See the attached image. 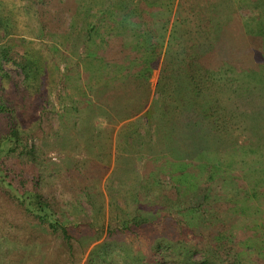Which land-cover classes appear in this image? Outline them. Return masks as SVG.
I'll return each mask as SVG.
<instances>
[{
	"label": "rangeland",
	"instance_id": "rangeland-1",
	"mask_svg": "<svg viewBox=\"0 0 264 264\" xmlns=\"http://www.w3.org/2000/svg\"><path fill=\"white\" fill-rule=\"evenodd\" d=\"M42 1L0 0V46H10L12 56L21 53L32 63L29 77L9 62L0 67V73L11 80L10 88L6 91L11 94L10 105L18 131L25 139L24 144L33 149L31 157L22 159H34L32 164L33 161L37 163L36 179L39 187L45 191L50 189L58 198L57 220L70 233L78 235L82 231L89 239L86 238L81 245L74 243L73 254H70L66 247H60L63 241L57 235L38 227L23 208L16 206L0 189L1 215L4 219L6 217V221H17L20 227L26 229L22 239V228L18 236L12 230L7 231L8 235L0 234V264H89V260L98 259L103 252L115 253V264H131L133 257L142 259L149 256L152 241L147 232L135 228L124 230V227H131L138 202L142 205L149 196L153 197L149 199L156 208L163 207L159 217L152 223V229L166 235L168 226L179 229L184 226L180 221H186L191 228L184 230L181 238L192 247L208 243L201 239V232H196L203 229L197 217L199 214L194 211L203 203L207 190L217 197L219 213L230 210V203L234 202L242 209L246 208L248 221H253L240 227L254 235L264 233V94L260 91L261 80L253 72L240 73L224 65L216 67L209 83V93L218 92L220 105L230 119L229 124L225 117L227 128L236 131L235 136L240 144L243 140L247 144L252 143L244 131H262L258 148L255 152L248 151L245 154L229 155L231 149L227 153L217 151L211 140L213 130L207 128L206 123H201L202 108L199 105L187 112L180 111V115L172 112V118L166 117L165 125L159 107L163 99L156 94L163 57L174 48L177 50L176 42L169 43V37L173 22L177 21L180 3L195 7L209 5L213 9L217 4L223 6L228 20H231L232 25L236 24L237 31L243 33L242 25L247 23V18L261 16L256 8H247L248 4L258 0ZM155 1L161 4L155 6ZM259 1L264 4V0ZM162 7H166V10ZM209 15H212L210 11ZM184 16L189 21L197 19V16L191 18L192 14L188 11ZM165 20L169 21L168 31L159 42L162 44V57L150 82L151 96L145 111L151 109L155 113L151 117L138 115L124 122L123 111L117 110L111 113L113 118L107 122L102 116L107 111L99 109H105V104L111 102L103 106L102 96L96 95L106 84L110 88L116 87L122 78V68L119 70L112 64L115 62L110 52H117L119 48L113 44L109 46L110 36L114 32L120 33L124 26L129 27V35L133 27L140 28L142 32L150 26L158 25L161 28V22ZM259 31L260 28L251 26V33ZM244 34L251 45L250 35ZM128 42H132V37ZM259 44H263V40ZM259 55L264 57L261 52ZM261 66L264 69V64ZM133 95L128 94L125 100H134L142 108L140 103L144 101V96ZM133 105L130 103L129 111ZM228 112L235 113L239 118L227 116ZM192 123L197 124V128L188 131ZM176 124L179 126L175 130L173 126ZM253 124L255 130H248L249 127L252 129ZM96 129L103 131L102 137L112 150L111 163L107 158L100 160L97 154L89 150V146L95 144L96 136H89L91 138L88 141V132ZM155 141L160 144L153 148L161 151L154 153V158L152 153L143 156L152 162L155 159L156 166L151 174V161L139 164L134 153L143 148L145 143ZM215 152H219V156H215ZM248 169H252L256 175L254 183L230 181L241 178L244 170ZM170 171L175 176L182 175V179L191 181L190 184L181 183L180 186L178 181H172L168 175ZM216 171L225 176L215 175ZM176 186L181 191L179 196L174 195ZM171 194L173 201L168 199ZM158 198L162 199V203ZM217 209H212L215 216L219 214ZM189 211L192 213L186 217ZM242 218L245 219L243 215ZM111 226L115 231L110 236L108 232ZM93 231H96V235ZM96 237H100L97 242L93 241ZM248 237V240L239 244L243 250L248 247L246 243L253 241V235ZM240 239L237 236V241ZM203 256V253L196 254L193 259L201 263ZM239 264L246 262L242 260ZM251 264H264V259Z\"/></svg>",
	"mask_w": 264,
	"mask_h": 264
},
{
	"label": "trees",
	"instance_id": "trees-1",
	"mask_svg": "<svg viewBox=\"0 0 264 264\" xmlns=\"http://www.w3.org/2000/svg\"><path fill=\"white\" fill-rule=\"evenodd\" d=\"M48 2H52V0H48ZM159 3L160 1L156 2L155 6H158ZM203 6L195 7L188 3H180L178 7L177 21L173 22L172 33L169 37V43L176 42L177 50L174 48L164 55V60L160 64V78L156 89V94H159L161 99H163L159 104L161 118L163 117V123L166 125V117L170 116L172 118V112L180 115L181 112H187L192 107L194 108L199 105L202 108V112L200 113L202 116L201 123H206L207 128L213 130L211 132V140L215 143L217 151H226L227 153L231 149L232 151L229 155L233 153L239 154L240 152L244 154L248 151L252 152L258 148L260 143L259 136H262L264 133L262 134V131H244L243 133L248 138H251L252 143L247 144L243 140L240 144L239 139L235 136L236 131L227 128L228 122L225 119V111H223L220 105V100L217 96L218 92L209 93L211 91L209 83L211 82L213 73L216 71V67L226 65L231 69L240 71V73L248 71L255 73L261 80L260 84L262 89L260 91L264 94V69L261 66L264 64V57L259 55V52L264 55V21L261 22V18L264 20V4L258 0V2H251L247 5L249 9L255 10L256 8V10H259L261 16L247 18V23L242 25L243 33H241V30L237 31L236 24L233 23L232 25L231 20H228L229 16L225 14L226 11H224L223 6L220 7L218 4L214 5L216 12L209 5V7L206 5ZM162 8L165 9L166 7ZM160 10L165 11L166 9ZM187 11L191 12V18L197 16V19L189 21V18L184 16V13H187ZM209 11L212 15H209ZM224 15H226V18ZM167 23L169 21L161 22V28L158 25L150 26L144 32L140 28L138 30L133 27V31L130 34L132 37L130 44L128 40L131 37L128 33L131 31H128L130 29L126 26L123 27L120 33L114 32L110 36L109 43L111 44L106 41L107 45L112 46L113 44L119 48L117 52L111 51L110 56L113 62L117 63L112 64L119 70L122 68V78L119 84L114 88H110L109 84H106L96 95V97L102 96L101 104L103 106L105 103L111 102V104H105V109H99L100 111H107L102 114L107 122L112 117L111 113L117 110L123 111L124 117L122 119L124 122L138 115L151 117L155 113L151 109L147 112L145 111L151 96L150 82L162 57V44L159 42L163 38V34L164 36L167 34ZM251 26L260 28L262 32L251 33ZM160 32L163 33L159 34ZM244 33L250 35L251 45L247 43V37ZM244 36L246 39L243 38ZM258 37L259 39H257ZM260 39L263 40V44H259L261 43ZM256 54L257 56H255ZM12 55L10 46H0V67L9 62L23 70L25 75L29 77L32 66L31 61L26 57L24 58V55H21V53H15V57ZM10 82L11 80L8 79V76L0 73V189L12 199L16 206L23 208L26 215L32 218L38 227H43L54 236L57 235L56 237L63 241L60 247H66L70 251L69 253L73 254L74 243L84 244L85 239H89V237L84 236L82 231L78 235L70 233L68 228L57 220L56 209L59 206L58 198L50 189L45 191L39 187V182L36 179L37 163L33 161L32 164V160L34 159L31 161L29 159L27 161L22 159L23 157H31L33 155V149H30L27 144H24L25 139L21 136V132L18 131L14 111L10 105L11 94L6 91V89L10 88ZM132 93H134L133 96H136V94H142L144 96V101L140 103V105L142 104V108L134 100H129L128 102L125 100ZM130 103L134 105L132 106V110L129 111L128 106ZM164 103H167V105H164ZM227 116L239 118L238 115L230 112H228ZM101 119L103 120V118ZM220 119L221 121H218ZM228 120L230 124V119ZM196 125L195 123L189 125L188 131H195L197 128ZM178 126L176 124L173 127L176 130ZM251 126L252 129L249 127L248 130L255 128L254 124ZM4 129L7 131H3ZM102 133L103 131H98V129L88 132V141L93 135L96 136V142L89 146V150L91 152L93 151L95 155L97 154L100 160L103 161L107 158L111 163L112 150L107 147ZM89 136L91 137L89 138ZM88 141L86 140V142ZM159 144V141L145 143L143 148L135 152L134 155H136L138 163H150L151 159L143 156L146 153H152V158H154V153H158L157 151L161 150H155L153 146L155 145L157 148ZM259 149L261 151V147ZM219 152H215V156H219ZM14 154L15 156L12 157ZM150 164H152V169L149 173L153 174L156 166L155 159ZM244 172L241 178L231 179L230 181L242 184L254 183L256 175L252 173V169L244 170ZM217 174L220 177L225 176L219 173V171H216L215 175ZM168 175L172 177V181H178L180 186L182 185L181 183L190 184L191 182L182 179V175L175 176V174H172V171L168 172ZM205 187L207 188V186ZM206 188H204V191ZM174 189L176 190L174 195H181L178 186L174 187ZM208 191L204 194L203 203L194 209V211L198 212L199 215L197 217L201 221L204 231L196 230V232H201V239L207 241L209 244L203 245V242L193 247L181 238L182 232L184 233V230L187 231V229L191 228L188 227L186 221H180V224H184V226H180L178 223L180 226L179 229H176L172 225L168 226L167 229L164 227L166 235L158 233L155 229H152V223L159 217L161 208L163 207L156 208L154 202L149 199V197L153 198L152 196L144 199L142 205L138 202L136 217L132 219L131 227H124V230L128 231L135 228L136 230H144V232H147L152 241V249L151 254L142 259L133 257L131 264H226L227 262V264H239L242 260L246 264H251L252 262L261 261L262 258L264 259V233H255V236L253 232L251 234L245 228H241L242 225H248L253 222H249L248 213L246 212L247 209H242V207H239L240 205H235L233 202V204L230 203V210H223L219 213V201L217 197H214ZM169 198L173 201L172 194L168 196ZM158 199V201L162 200L160 198ZM256 199L259 200V197H256ZM214 208L215 210L218 208L217 213L219 214L217 216L213 214ZM192 211H189L190 213L187 212L188 215L185 216L188 217L191 215ZM1 214L0 211V234L5 233L8 235L9 233L7 231L12 230L18 236L20 231L23 230L24 233L22 232L20 239L25 237L26 229L20 227L17 221L15 223L6 221V217L4 219ZM242 215L245 217L244 220ZM114 231V227L111 226L108 232L109 235L111 236ZM93 232L96 235V231ZM252 235L254 236L252 237L253 241L246 243L248 247L243 250L240 247V242L245 241V239L248 240V236ZM237 236L241 237L240 241H237ZM15 238L17 239V237ZM99 240L100 237L93 239L95 242ZM200 253H203L204 259L201 263H197L193 258L196 254ZM116 256L115 253L109 254L108 252H103L98 259L89 260L88 263L115 264L117 261ZM121 259L123 260L124 258L122 257ZM98 260L100 261L98 262Z\"/></svg>",
	"mask_w": 264,
	"mask_h": 264
}]
</instances>
